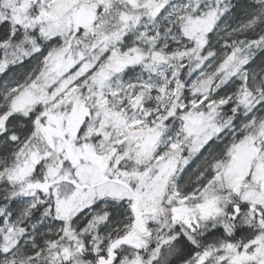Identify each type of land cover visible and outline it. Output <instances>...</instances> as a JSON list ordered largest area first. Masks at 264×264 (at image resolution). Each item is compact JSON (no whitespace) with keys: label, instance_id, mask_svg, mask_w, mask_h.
<instances>
[{"label":"snow or ice","instance_id":"obj_1","mask_svg":"<svg viewBox=\"0 0 264 264\" xmlns=\"http://www.w3.org/2000/svg\"><path fill=\"white\" fill-rule=\"evenodd\" d=\"M0 264H264V0H0Z\"/></svg>","mask_w":264,"mask_h":264}]
</instances>
